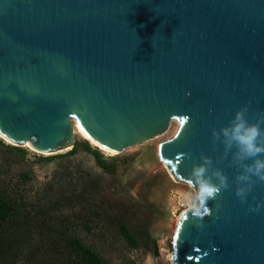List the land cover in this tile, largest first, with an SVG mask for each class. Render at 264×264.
I'll return each instance as SVG.
<instances>
[{
	"label": "water",
	"instance_id": "1",
	"mask_svg": "<svg viewBox=\"0 0 264 264\" xmlns=\"http://www.w3.org/2000/svg\"><path fill=\"white\" fill-rule=\"evenodd\" d=\"M245 108L264 143V0H0L4 138L53 153L74 146L77 124L121 151L176 119L158 148L174 179L189 183L203 157L208 178H227L210 215L180 214L174 264H264V206L251 211L264 182L224 133Z\"/></svg>",
	"mask_w": 264,
	"mask_h": 264
},
{
	"label": "rangeland",
	"instance_id": "2",
	"mask_svg": "<svg viewBox=\"0 0 264 264\" xmlns=\"http://www.w3.org/2000/svg\"><path fill=\"white\" fill-rule=\"evenodd\" d=\"M178 128V120L172 119L162 133L121 151L111 150L113 153L75 133L76 150L68 155L66 153L74 146L42 153L26 145L15 146L16 143L0 135V180L10 187L19 181L36 200L57 199L54 221L75 216V209L86 205L98 193L122 212L129 227L148 230L155 239V245L149 243L133 249L125 244L113 223L98 225L91 234L81 231L86 242L106 263L174 264L171 259L174 228L178 216L188 209L187 197L192 190L188 188L189 183L174 179L159 156L158 148L162 141L173 137ZM86 142L113 167L111 173L96 162L92 151L85 148ZM18 237L25 241L29 233L23 232ZM10 240H13L12 230H1L0 241L7 246V251L10 247L13 249V241L8 243Z\"/></svg>",
	"mask_w": 264,
	"mask_h": 264
},
{
	"label": "trees",
	"instance_id": "3",
	"mask_svg": "<svg viewBox=\"0 0 264 264\" xmlns=\"http://www.w3.org/2000/svg\"><path fill=\"white\" fill-rule=\"evenodd\" d=\"M85 148L92 151L96 162L105 172L113 171V167L105 163L100 152L91 149L88 142ZM75 150L74 146L66 154H73ZM73 176L74 173L70 175ZM45 199L36 200L19 181L10 187L6 181L0 180V231L9 228L13 237L8 242L13 241L10 251L0 241V264H108L86 242L81 231L91 234L95 228H99L98 225L110 226L112 223L128 247L140 249L149 243L155 245V239L150 237L148 230L129 227L122 212L115 205L110 206L98 193L90 198L93 201L76 208L75 216L70 215L59 221H54L58 200ZM23 232L29 233L25 241L17 238Z\"/></svg>",
	"mask_w": 264,
	"mask_h": 264
},
{
	"label": "clouds",
	"instance_id": "4",
	"mask_svg": "<svg viewBox=\"0 0 264 264\" xmlns=\"http://www.w3.org/2000/svg\"><path fill=\"white\" fill-rule=\"evenodd\" d=\"M246 111L242 109L237 112L235 120L239 123H235L229 132L228 129L224 130L225 136L229 137L230 141H234L239 147L241 159H252L254 163L249 165L245 171L251 175H255L261 182H264V159H259L261 154H264V143H258V138L261 136V128L258 124L246 126L243 121V113ZM190 119V117H184L181 121V126ZM261 123H264V119H261ZM203 164L197 165L190 173V182L188 188L192 192L187 197L188 210L192 213L193 217L203 220L205 215L211 214V209L208 207V202L216 200L223 190L229 188L227 178L217 171L215 175L219 178V184L214 183L210 178L206 176L208 171L207 165L211 164V160L208 157H203ZM249 176L241 175L237 179L240 181L249 179ZM247 191H251L249 188ZM236 195L242 202H246V191L244 188H238ZM264 206L258 204L251 208V211L258 212L260 208Z\"/></svg>",
	"mask_w": 264,
	"mask_h": 264
},
{
	"label": "bare ground",
	"instance_id": "5",
	"mask_svg": "<svg viewBox=\"0 0 264 264\" xmlns=\"http://www.w3.org/2000/svg\"><path fill=\"white\" fill-rule=\"evenodd\" d=\"M74 130H75V133H79V134H81V135H84L86 138L90 139L93 143L97 144L99 147L104 148V146L100 145L99 143H97L96 141H94L93 139H91L88 135H86V133H85V132H84V131H83V130L77 125V124H75V126H74ZM0 135H1V134H0ZM1 136H2V135H1ZM3 138H4V137H3ZM25 145L28 146V147H31L32 149L35 150V148L32 147V145H31V143H30V140H27V142L25 143ZM104 149H105V148H104ZM107 151H109L108 148H107ZM112 151H113V150H112ZM112 151H111V149H110L109 152L113 153ZM178 219H179V216H178L176 222L178 221Z\"/></svg>",
	"mask_w": 264,
	"mask_h": 264
}]
</instances>
